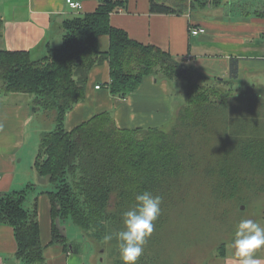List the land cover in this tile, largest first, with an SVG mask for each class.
<instances>
[{
    "label": "trees",
    "instance_id": "obj_1",
    "mask_svg": "<svg viewBox=\"0 0 264 264\" xmlns=\"http://www.w3.org/2000/svg\"><path fill=\"white\" fill-rule=\"evenodd\" d=\"M98 1L95 11L63 22L61 45L49 47L41 60H31L28 51H0L3 90L33 94V109L54 112V127L40 135L34 161L38 175L47 177L52 186L43 190L49 203L50 242L79 252L80 244L59 229L70 220L88 234L93 231L104 248L103 236L119 229L123 212L134 206L135 195L143 190L162 197V211L154 222L158 229L166 218V206L179 199L183 184H190L193 177L203 179L206 192L216 201L249 202L264 194V119L250 117L248 111L242 116L227 114L233 108L227 106L229 94L220 101L204 92L189 94V73L196 76L194 81L210 78L184 67L159 47L136 42L112 27L110 13L125 8L128 0ZM203 2L149 0V11L181 14ZM100 34L109 36L107 51L99 47ZM103 60L110 68V93L120 99L135 91L145 76L171 82L185 78L186 103L176 111L168 131L119 128L107 111L71 130L65 128V113L84 98L88 72ZM238 61L236 57L228 61L231 84L238 79ZM34 186L29 183L0 193V225L13 228L16 257L26 264L44 260L36 199L33 207H25ZM112 195L116 202L109 207ZM158 241L151 235L137 264H153L149 249ZM116 242L108 244L116 247ZM112 252H116L112 264H123L119 249Z\"/></svg>",
    "mask_w": 264,
    "mask_h": 264
},
{
    "label": "crops",
    "instance_id": "obj_2",
    "mask_svg": "<svg viewBox=\"0 0 264 264\" xmlns=\"http://www.w3.org/2000/svg\"><path fill=\"white\" fill-rule=\"evenodd\" d=\"M78 1L81 7L76 10L65 0H0V51H28L31 60H41L49 47L61 45L66 19L93 12L99 5L98 0ZM262 15L264 0H204L199 8L181 14L152 13L149 0H128L125 8L110 13L109 23L125 31L130 39L155 45L184 67L206 77L212 73L213 78H223L229 59L236 57L238 78L242 79L245 73L264 70ZM192 26L203 30L192 36ZM98 44L102 51H107L109 36L100 34ZM109 82L107 60L90 69L84 98L65 113L67 130L103 111L110 113L119 128H162L186 103V96L182 102L183 98L174 95L171 81L165 78L145 76L135 91L121 99L110 93ZM34 102L33 94L5 92L0 82V193L21 189L29 183L35 185L29 195L31 206L35 199L37 203L44 260L32 264H93L87 247L75 253L62 242H50L49 203L45 189H41L49 184L47 177L36 172L34 161L40 134L54 127V115L52 128L45 130L39 117L46 112L40 107L33 109ZM60 227L64 228L62 234L73 241L65 230L66 224ZM16 247L13 228L1 224L0 264H26L16 257ZM255 258L264 264V254H255ZM222 264H238V260L229 258Z\"/></svg>",
    "mask_w": 264,
    "mask_h": 264
},
{
    "label": "rangeland",
    "instance_id": "obj_3",
    "mask_svg": "<svg viewBox=\"0 0 264 264\" xmlns=\"http://www.w3.org/2000/svg\"><path fill=\"white\" fill-rule=\"evenodd\" d=\"M245 74L242 79L238 78L236 83L231 84L227 82L228 72L218 80L213 79L214 76L210 73L208 74L210 79L202 80L198 77L195 81L196 76L189 73L187 75L188 93L193 95L208 93L209 97L216 101L222 100L221 98L225 100L224 95L229 94L228 98L231 100L227 106H233V108L227 114L234 113L242 116V113L248 111L250 117L264 119V70ZM183 78L181 80L177 78L178 83L170 84L174 95L179 99L183 98L182 102L185 96ZM211 92L217 93L218 96H213ZM53 115L54 112H46V115L39 117L45 130L52 128ZM260 119L258 120L261 122ZM174 120L175 116L161 129L168 131ZM204 143L207 145V142L204 141ZM51 188V185L41 187V189ZM178 196L177 201L166 206V218L163 224L158 229L154 228L152 233L153 236L159 237V241L149 249L153 264H222L225 259L236 258L232 240L239 221L252 219L264 227V194L249 202L216 201L206 192V183L203 179L193 177L190 184H183V190L178 193ZM31 198V195L27 196L26 208L32 207ZM115 202L116 198L112 195L109 207H112ZM64 224H67L65 230L76 240L75 243L80 244L79 249L84 251L87 247L91 251L93 264L113 263L116 252H112V249H118L117 242L116 247L106 243L105 247L101 248L102 241L98 240V236L93 231L88 234L70 220ZM121 228L122 224L118 230ZM59 229L62 230L61 227ZM255 254H264V247L258 249Z\"/></svg>",
    "mask_w": 264,
    "mask_h": 264
},
{
    "label": "clouds",
    "instance_id": "obj_4",
    "mask_svg": "<svg viewBox=\"0 0 264 264\" xmlns=\"http://www.w3.org/2000/svg\"><path fill=\"white\" fill-rule=\"evenodd\" d=\"M133 207L123 212L122 228L103 236V241H117L119 256L123 264H137L144 253L161 214L162 197L143 190L135 195ZM264 247V227L252 219H243L235 227L232 240L238 264H261L255 252Z\"/></svg>",
    "mask_w": 264,
    "mask_h": 264
},
{
    "label": "built area",
    "instance_id": "obj_5",
    "mask_svg": "<svg viewBox=\"0 0 264 264\" xmlns=\"http://www.w3.org/2000/svg\"><path fill=\"white\" fill-rule=\"evenodd\" d=\"M65 3L69 7L76 9V10H78L81 7V3L78 0H65ZM202 30L203 29L201 27H193L192 26V27H190V35H192V36L198 35L202 32ZM185 59H186V61H189V57H186ZM96 87L98 88L99 86L97 85Z\"/></svg>",
    "mask_w": 264,
    "mask_h": 264
},
{
    "label": "water",
    "instance_id": "obj_6",
    "mask_svg": "<svg viewBox=\"0 0 264 264\" xmlns=\"http://www.w3.org/2000/svg\"><path fill=\"white\" fill-rule=\"evenodd\" d=\"M184 71H186V68H184ZM242 208H243V206H242Z\"/></svg>",
    "mask_w": 264,
    "mask_h": 264
}]
</instances>
